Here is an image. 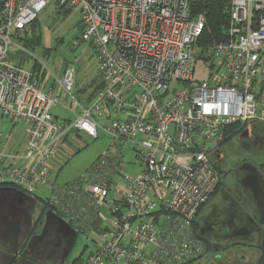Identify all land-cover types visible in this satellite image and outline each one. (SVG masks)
<instances>
[{"label": "built area", "instance_id": "obj_1", "mask_svg": "<svg viewBox=\"0 0 264 264\" xmlns=\"http://www.w3.org/2000/svg\"><path fill=\"white\" fill-rule=\"evenodd\" d=\"M1 1L0 122L21 127L26 143L10 157L0 133V187L32 197L51 190L44 207L77 235L93 236V250L66 264H194L207 256L195 221L221 179L212 156L249 124L264 125V0H228L227 38L213 45H199L207 21L195 9L209 0ZM52 2L80 7L81 39L99 59L103 87L89 106L73 98L74 122L55 117L66 102L43 87L35 59L23 66L29 53L14 43ZM60 85L71 95L73 71ZM73 130L94 139L102 130L110 141L81 176L57 184L51 161ZM126 148L135 162L126 163Z\"/></svg>", "mask_w": 264, "mask_h": 264}, {"label": "rangeland", "instance_id": "obj_2", "mask_svg": "<svg viewBox=\"0 0 264 264\" xmlns=\"http://www.w3.org/2000/svg\"><path fill=\"white\" fill-rule=\"evenodd\" d=\"M80 20V7H75L68 11L67 14H63L58 9L56 3L52 2L39 13L38 21L29 27L27 33L29 41L31 40L32 43H38L39 45H37L38 47L30 46V44L27 45L26 50L29 55L26 56L23 66L31 69L35 59V63L38 65V70L36 71L43 87L47 92L51 90L54 94H58L61 100L66 102V107L58 106L53 110V114L59 121L74 122L76 115L80 114V110H76L74 107L75 102L84 107L89 106L93 102L94 95L97 92V88L95 89V87H98L102 81L99 70V59L95 53V49L81 39V33L78 30ZM14 43L22 47L26 44L25 41L20 39H15ZM11 51L16 52L17 49L13 47ZM197 52L199 53V50ZM66 70L73 71L74 86L71 95L67 94L60 85ZM196 78L201 82L207 80L208 72L206 71L204 62L198 63ZM10 129L11 125L8 122H0V130L4 135ZM15 134L19 136L21 143L25 141V138L21 134V127L17 128ZM74 135L79 137V141L73 139ZM109 141V136L102 130L98 131V139H94L79 130H73L69 133L64 141L66 145H69V150L67 151L66 147H62L63 149L56 156V158H59L58 162L61 163V171L56 181L57 184L70 182L81 176L107 150ZM125 156L127 164L136 161L134 154L130 152L129 148H126ZM239 157L242 160L243 155L239 153ZM255 162L263 163L264 153L255 158ZM56 166L58 167V165ZM127 171L130 174L133 172L132 169H127ZM222 174V184L217 194L207 204L204 211H202L201 214L203 216L209 215L214 205L222 203L223 194L233 185V174L223 170ZM50 194L51 190L47 188L40 187L35 191V197L39 199L38 202L42 205V201L48 200ZM103 214L107 220L108 211L106 209H104ZM38 215L39 212L35 209L34 217L36 218ZM92 239L93 236L88 233L79 234L68 261L77 259L81 254L82 257H86L93 250ZM84 251L85 253H83ZM212 257H214V253L209 252L207 256L194 264L205 263L211 260Z\"/></svg>", "mask_w": 264, "mask_h": 264}, {"label": "flooded vegetation", "instance_id": "obj_3", "mask_svg": "<svg viewBox=\"0 0 264 264\" xmlns=\"http://www.w3.org/2000/svg\"><path fill=\"white\" fill-rule=\"evenodd\" d=\"M260 129L264 130V125L252 123L242 133L222 145L214 160L223 171L233 174V185L223 194L221 204L214 205L209 215L201 214L197 219L198 233L207 242L209 252L214 253V257L207 264H237L235 247L238 239L250 237L256 228L246 213L250 192L242 183L249 182L254 176V168L264 178V162H255V158L264 153V131ZM239 153L243 155L242 160L239 159ZM41 206L44 210L38 211V217H34L30 238L42 232L41 224L45 222L46 210L42 204ZM75 245L76 241L70 253ZM228 250H232L233 254L224 257ZM70 253L63 263L59 261L58 264H66Z\"/></svg>", "mask_w": 264, "mask_h": 264}, {"label": "water", "instance_id": "obj_4", "mask_svg": "<svg viewBox=\"0 0 264 264\" xmlns=\"http://www.w3.org/2000/svg\"><path fill=\"white\" fill-rule=\"evenodd\" d=\"M219 152L213 154V160ZM254 172L249 182L242 184L254 202L257 222L247 215L261 231L264 223V178L256 168ZM35 209L44 210L35 197L14 187H0V255L6 259V264H58L68 257L78 236L75 229L47 210L41 234L30 238Z\"/></svg>", "mask_w": 264, "mask_h": 264}, {"label": "trees", "instance_id": "obj_5", "mask_svg": "<svg viewBox=\"0 0 264 264\" xmlns=\"http://www.w3.org/2000/svg\"><path fill=\"white\" fill-rule=\"evenodd\" d=\"M2 1L0 0V17L2 15ZM195 9L197 11L200 12H204L206 14V27L205 30L203 32L202 37L199 40V44H203V45H213V44H218L221 42H224L227 38V33H228V29H229V25H230V4L228 2V0H209L206 2H198L197 4H195ZM60 12L63 14H67L68 11L67 10H61ZM38 21V18L31 24V26L33 24H35ZM23 41H25V48L27 49V45L30 44V46H35L38 47L37 45H39L38 43L34 44L31 42V40L29 41V39L26 37L24 39H22ZM34 71L37 72L36 70H38V65L37 63L34 64L33 67ZM103 85L102 83L98 85V87H95V89L97 90V92H99L102 89ZM95 90V91H96ZM97 92L95 93V95H97ZM95 95L93 100L95 99ZM217 168L220 171V175H221V179L218 185L217 190L215 191L214 195L212 196L211 200L213 199V197L217 194L218 189L220 188L221 184H222V169L220 168V166H218L216 164ZM37 200H39L37 197H35ZM210 200V201H211ZM42 201V200H40ZM43 204H45L44 201H42ZM207 206V205H205ZM205 206H203L197 215V219L198 217L201 215L202 211L204 210ZM45 210H47V208H45ZM197 219L195 221V227L196 230L198 232V226H197ZM262 228V238H261V242L259 244V250H260V259L258 261V264H264V223L261 225ZM209 247V246H208Z\"/></svg>", "mask_w": 264, "mask_h": 264}, {"label": "crops", "instance_id": "obj_6", "mask_svg": "<svg viewBox=\"0 0 264 264\" xmlns=\"http://www.w3.org/2000/svg\"><path fill=\"white\" fill-rule=\"evenodd\" d=\"M18 127H15V128L11 127L10 131L8 133H6L5 135L0 130V133H2L4 135V137H6V147L3 149V151H4L5 154L9 155L10 157H13V156L21 154L23 149H24V147H25L26 137L22 133V128H21V134L25 138V141L23 143L20 142L19 136L17 134H15ZM73 139H75V141H79V137L77 135H74ZM64 147L67 148V151L69 150V148H68L69 145L65 144V145H63V148ZM63 156H64V154H63ZM58 160H59V158L55 157L51 161V168H52V171H53L52 175H53V178L56 181H57V177H58V175H59V173L61 171V168H60L61 163H59ZM8 162L17 163L18 160L10 158ZM56 165H58V167ZM126 169L131 170L130 168H126ZM246 208H247L246 209L247 210L246 213H248L257 222V218L255 217L256 211H253L254 202H253L251 197L248 199V204H247ZM261 238H262V230L259 231V228L256 227L255 230L251 233L250 237L238 239L237 245L235 247V250H236L235 253H236V257H237L236 258L237 259V264H258V261H259L260 256H261L260 250L258 248L259 244L261 242ZM230 254H233L232 250L226 251L224 253V257L230 256ZM209 262H210V260H208L207 262L202 263V264H207ZM6 263H7L6 259L3 256L0 255V264H6Z\"/></svg>", "mask_w": 264, "mask_h": 264}]
</instances>
